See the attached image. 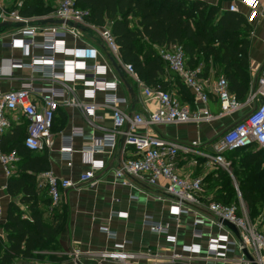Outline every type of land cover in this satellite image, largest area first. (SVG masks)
<instances>
[{"label": "built area", "instance_id": "1", "mask_svg": "<svg viewBox=\"0 0 264 264\" xmlns=\"http://www.w3.org/2000/svg\"><path fill=\"white\" fill-rule=\"evenodd\" d=\"M79 0H56L53 15L44 21L52 23V27L42 28L30 25L32 19L19 14L23 6V0L7 3L0 0V23L18 24L22 28V39L12 40L10 47L14 49H28L35 47L34 38L41 33L44 40L39 45L44 50L43 56L33 57L29 63L33 70L46 69V77L51 80L64 79L55 73L59 64L54 56L56 52L66 45L68 37L82 40V29H90L97 43L105 50L108 58L120 59L110 27L97 28L88 21V12L78 7ZM229 11L237 12L236 6L230 5ZM54 21L64 23L57 24ZM68 22L69 24H65ZM87 53H90L89 55ZM160 58L167 65V70L186 87L196 103V108L191 109L181 103L171 92L156 88L146 87L137 77L133 67L123 65V69L129 77L134 78L151 94L150 99L157 103L154 112L144 115L136 113L126 114L121 105L126 103L124 98L118 96L117 91L120 80L115 78L111 82L105 79L106 72L110 68L99 65H87L83 61H75L68 73L69 82L83 81L88 88L90 103H79L68 98V92L73 88L66 85L65 91L54 88L36 90L31 84H26L18 90L9 92L0 91V136L11 128V119L18 115L26 121V137L24 146L28 151L40 153L50 150L54 144L53 126L59 109L64 105H71L83 110L85 115L95 120L98 118V105L94 99L98 93L105 94L104 107L112 113V130L97 143L83 150L84 153L95 155L101 153L103 148L119 153V167L116 170L117 178L123 186L132 184L146 187H158L161 181L165 182L164 193L174 202V213L179 217L188 214L192 209H205L212 217V223L226 221L232 224L238 231V235L230 240L228 236H219L210 242L208 253L217 259H225L227 253L236 250L241 253L242 264H264V225L259 219H249L246 206L224 204L214 201L206 196L204 183L201 178L179 173L178 164L181 156L187 157L196 154L206 163L220 166L224 169L230 167L226 154L239 149L258 147L264 150V64L259 72L257 80L250 86L247 97L239 101L229 90L228 82L224 77L218 78L210 88L199 77V69H191L187 64L183 50L179 45H173L169 49L158 50ZM72 56L76 59L96 58L98 50L74 49ZM22 64V62L20 63ZM210 93L219 101L220 111L215 117L210 109ZM60 98L62 100H60ZM241 114V118L218 135L209 145L208 151H197L196 143L185 145L169 138L154 135L152 131L163 125H183L210 123L216 118ZM83 131L73 128L70 140L74 137H83ZM119 137L122 144H119ZM66 156H71L72 147L62 149ZM19 157L15 151L2 153L0 151V164L3 168L5 179H9L17 169ZM105 169L103 161L92 159L89 170L81 175L78 182L58 178L52 172H43L38 176L39 186L44 187L52 200V205H58L62 192L71 188H78L82 184L96 183L97 175ZM120 217L127 219V214ZM201 223L202 222H197ZM155 234L166 236L173 243L175 237H170L167 226L160 223H151ZM108 237L114 239L116 235L106 231ZM233 247V248H231ZM194 247H188L187 251L194 252ZM246 251L252 260H248ZM80 251H73L75 259L80 257ZM103 260L114 261L116 264H124L134 258L135 254L128 253L123 246H118L112 252L99 253ZM182 256L173 254L168 264H180ZM51 264V263H45Z\"/></svg>", "mask_w": 264, "mask_h": 264}, {"label": "crops", "instance_id": "2", "mask_svg": "<svg viewBox=\"0 0 264 264\" xmlns=\"http://www.w3.org/2000/svg\"><path fill=\"white\" fill-rule=\"evenodd\" d=\"M16 1L18 0H14V2ZM199 1L218 7L220 13L229 10V6L234 4L238 9L237 12L241 13L248 21L251 26L247 50L251 86L256 82L264 64V0ZM10 2L11 0H7V3ZM43 2L50 8V11L41 16L29 17L32 19L30 25L49 28L53 24L44 20L53 15L56 0H43ZM23 27L25 26L18 24L0 26V91L18 90L26 84H31L36 90L54 88L60 92H66V85H69L73 88L72 92L67 93L69 99L79 103H90L85 83L81 80L74 83L67 80L71 65L75 61H83L87 65L96 64L110 68L111 70H108L105 76L108 82L115 78L120 80L117 94L126 100V103L121 105V109L126 114L148 115L156 110L157 103L150 99L151 94L136 83L134 78L124 74V63L121 59L106 56L107 53L97 43L90 29H82V40L68 37L66 45L56 52L54 58L59 66L55 73L63 76L64 79L51 80L46 77V73H48L46 69L37 67L39 69L33 70L29 66L33 57L44 55V50L39 45L44 40L41 33H38L34 38L37 43L35 47L25 50L10 47L12 40L23 38L21 33ZM74 49L98 50V56L76 59L72 56ZM21 62L22 64H20ZM114 64L121 69V72L116 69ZM210 64L208 71L203 76H199L205 82L207 89L218 79L216 69L211 61ZM160 80L164 84L165 90L175 95L181 103L188 105L191 109L196 108L197 105L193 97L171 72L166 69ZM62 99L60 98V100ZM94 101L98 105V118L95 120L89 119L78 107L62 106L54 120L53 147L44 151L49 159V171L58 178L73 182H78L81 175L89 170L92 159L105 163V169L97 175L95 184H82L78 188L62 192L59 205L66 215V221L60 234L59 250L53 253L57 259L50 263L116 264L114 261L101 259L98 254L112 252L118 246H123L126 252L136 255V258L124 264H168L173 254L182 256L180 264H242L241 253L237 250L234 253H227L225 259H217L209 255L208 248L212 240L219 236H228L230 240H233L235 233L223 223H212V217L205 209H192L188 214L176 217L172 215L174 202L164 193V181H161L158 187L137 184L123 186L116 175V170L119 167L118 151L114 152L109 148H103L101 153L95 155L83 152L84 149L97 145L105 134L112 130V113L104 107L105 94L98 93ZM209 106L212 114L217 117L220 105L217 98L211 93ZM240 118L241 114L238 113L233 116L216 118L210 123L200 125H163L156 127L152 133L185 145L196 143L198 144L197 151H208L209 145L218 135ZM15 128L21 129L22 133L26 132V121L23 116L18 115L15 119H11V128L7 132L10 134ZM73 128L82 130L84 136L74 137L70 140ZM3 135L0 136V151ZM122 141V138L119 137L120 145ZM69 146L73 150L70 157L62 152L63 148ZM44 152L37 154L41 155ZM208 165L211 164L206 163L196 154H190L187 157H180L178 170L182 175L205 179L213 169H209V172ZM202 167L203 169H201ZM7 180L0 164V216L2 222L5 221L7 207L11 200L6 193ZM204 183L207 187V198L213 199L214 193H208V182ZM39 188L41 194L46 192L44 187L39 186ZM122 214H127L128 218L120 217ZM198 221L202 224H197ZM150 222L167 226L170 237H175L176 242L173 243L166 236L155 234L151 229ZM106 231L114 233L116 237L109 238ZM188 247H194V252L187 251ZM76 250L81 253L78 259L72 256L73 251Z\"/></svg>", "mask_w": 264, "mask_h": 264}, {"label": "trees", "instance_id": "3", "mask_svg": "<svg viewBox=\"0 0 264 264\" xmlns=\"http://www.w3.org/2000/svg\"><path fill=\"white\" fill-rule=\"evenodd\" d=\"M77 5L88 12L91 25L110 27L121 61L133 67L146 87L167 91L160 80L167 65L158 50L179 45L189 68L200 70L199 76L208 71L211 61L216 76L227 80L230 92L239 101L247 97L251 26L241 13H220L218 7L199 0H79ZM49 11L43 0H23L19 14L31 18ZM3 136L1 152L15 151L19 162L7 180L11 200L4 222L0 216V264L50 263L57 259L53 253L59 250L66 215L59 204L52 205L47 190L40 193L38 176L49 171L48 156L28 151L26 132L21 129ZM225 156L237 188L224 171L209 173L202 181L212 180L213 200L226 206H239L238 192L255 221L264 208V150L255 146Z\"/></svg>", "mask_w": 264, "mask_h": 264}, {"label": "rangeland", "instance_id": "4", "mask_svg": "<svg viewBox=\"0 0 264 264\" xmlns=\"http://www.w3.org/2000/svg\"><path fill=\"white\" fill-rule=\"evenodd\" d=\"M12 1H14V0H11V2ZM19 1V0H18ZM38 16H41V14H39ZM233 159V156H230V158H229V160H232ZM211 168H213L212 170H211V172L209 171V169H211ZM201 169H203V167L201 168ZM208 171L210 172V173H213V172H217L218 174H219V171H224V172H226V173H228V175H229V177L231 178V180H232V187H234L235 189L237 188V182H236V178H234V174H233V171L230 169V167H228L227 169H224V168H222V167H220V166H216V165H208ZM220 172V173H221ZM203 174V173H202ZM220 175V174H219ZM221 177V176H220ZM202 179V178H201ZM212 180L211 179H209L208 180V193H210V191H209V189L212 187V182H211ZM204 189H205V191H206V189H207V187H206V184L204 183ZM237 194H236V196H237V198H238V200H239V204L242 202L241 200V196H240V194L238 193V192H236ZM242 203H244V202H242ZM246 212H247V215H248V217H249V219L250 220H252L253 218H255L254 216H252L251 214H250V212H248V210H247V208H246ZM257 219H259V221H260V223H262V222H264V208H263V210H261L260 212H259V214H258V217L256 218V220Z\"/></svg>", "mask_w": 264, "mask_h": 264}, {"label": "water", "instance_id": "5", "mask_svg": "<svg viewBox=\"0 0 264 264\" xmlns=\"http://www.w3.org/2000/svg\"><path fill=\"white\" fill-rule=\"evenodd\" d=\"M55 23H57V24H62V23H64V22H62V21H54ZM65 24H69L68 22H65ZM6 25H8V23H1V27H5ZM115 65V67H116V69H118V71L119 72H121V69H119L117 66H116V64H114ZM120 75L122 74V73H119ZM226 227H228L230 230H232L234 233H235V235H238V231H237V229L232 225V224H230V223H228V222H226V221H223L222 222ZM244 253H245V255H246V257H247V259L248 260H252V258L250 257V255L246 252V251H244Z\"/></svg>", "mask_w": 264, "mask_h": 264}]
</instances>
